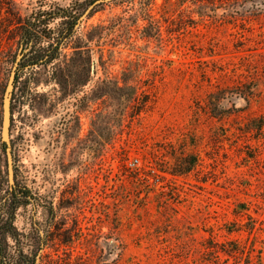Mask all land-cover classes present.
Returning <instances> with one entry per match:
<instances>
[{"label": "rangeland", "instance_id": "obj_1", "mask_svg": "<svg viewBox=\"0 0 264 264\" xmlns=\"http://www.w3.org/2000/svg\"><path fill=\"white\" fill-rule=\"evenodd\" d=\"M92 1L0 0V214L14 74L21 247L37 264H264V0H154L149 19Z\"/></svg>", "mask_w": 264, "mask_h": 264}, {"label": "trees", "instance_id": "obj_2", "mask_svg": "<svg viewBox=\"0 0 264 264\" xmlns=\"http://www.w3.org/2000/svg\"><path fill=\"white\" fill-rule=\"evenodd\" d=\"M101 0H93L91 2V5H96ZM135 1V0H133ZM154 0H140L141 9L143 11V15L145 19H149V7L153 3ZM28 36V42H31L32 37L31 35ZM52 58L49 57V60ZM92 65L94 63L92 62ZM18 80V77L16 78ZM17 82V81H16ZM226 90H220L219 92H224ZM219 108H223V105L220 103ZM223 110V109H221ZM220 110V111H221ZM262 125L258 126V129L261 130ZM4 143V142H3ZM4 145H6L4 143ZM190 156L184 158L181 160V162L185 161V168L183 170L175 171L176 174H184L189 171H191L192 167L195 165L196 160L194 162L188 163L187 158ZM192 158V157H191ZM195 159V158H193ZM9 195L3 199L4 202V209L2 210V213L0 214V264H37L39 257V253L42 250H38L36 254L32 253H26L24 248L21 247V242L19 239V233L17 232L15 225H14V216L15 212L19 209L21 206V203L18 201L23 196L25 198H28L29 195L25 194L24 191H22V188L18 186V184L10 185ZM18 201V202H17ZM8 239L15 240L18 244L16 248H13L9 243ZM45 244V242H43ZM20 245V246H19Z\"/></svg>", "mask_w": 264, "mask_h": 264}, {"label": "water", "instance_id": "obj_3", "mask_svg": "<svg viewBox=\"0 0 264 264\" xmlns=\"http://www.w3.org/2000/svg\"><path fill=\"white\" fill-rule=\"evenodd\" d=\"M102 1L104 0H101L99 2ZM13 89H14V74L11 76L4 98L3 125H2V139L3 142L6 144V148H7L9 180L12 185L14 184V166H13V155H12L11 143H10V132H11L10 129H11V102H12Z\"/></svg>", "mask_w": 264, "mask_h": 264}]
</instances>
